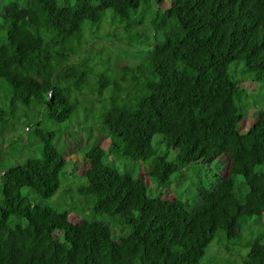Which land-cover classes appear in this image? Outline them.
Wrapping results in <instances>:
<instances>
[{
  "label": "trees",
  "instance_id": "16d2710c",
  "mask_svg": "<svg viewBox=\"0 0 264 264\" xmlns=\"http://www.w3.org/2000/svg\"><path fill=\"white\" fill-rule=\"evenodd\" d=\"M104 23L123 27L134 48L143 42L139 63L96 71L92 55L81 56L87 31ZM250 82L264 83V0L0 3V137L16 141L7 133L25 119L39 153L0 172V264H237L205 261L213 242L236 238L249 245L240 264H264V241L242 238L249 219L264 217V112L249 128L241 122ZM96 93L91 104L79 100ZM82 116L98 120L107 141L88 148L77 191L129 228L120 238L106 222L74 223L22 192L61 190L69 169L56 133ZM222 155L226 175L200 187L195 207L149 195L143 176L110 163L148 164L166 188L180 166Z\"/></svg>",
  "mask_w": 264,
  "mask_h": 264
},
{
  "label": "rangeland",
  "instance_id": "374dc122",
  "mask_svg": "<svg viewBox=\"0 0 264 264\" xmlns=\"http://www.w3.org/2000/svg\"><path fill=\"white\" fill-rule=\"evenodd\" d=\"M12 0H0L9 2ZM149 35H152L151 26L143 29ZM86 49L81 56L92 55L91 61L95 63V70L99 71L108 65L116 68L120 64L129 63L137 64L142 60V43L134 48L129 43V38L123 27H114L108 23L102 24L100 29L95 33L87 31L86 33ZM261 85V86H260ZM248 84L250 98L243 103L242 110V126L250 127L257 119L259 112H264V83L260 82ZM98 95L89 94L87 97L79 96L80 102L91 104ZM98 105L99 103H95ZM97 107V106H96ZM27 120L17 122V130L13 133H7L8 139L14 136L16 141H3L0 137V172L6 167L22 162L25 158L36 157L39 155L37 151V140L34 135L27 136L25 124ZM85 117L82 116V125H76L70 131H60L56 133L55 144L58 149L68 158V171L61 175L63 185L61 190L51 198H41L35 191L24 188V195L30 197L33 203L52 206L60 211H69L70 220L74 223L82 219L98 220L106 222L114 234L115 238L129 232V228L122 227L117 221L111 217L100 215L94 212L93 198L92 203H88L87 198L78 194V188L84 183L82 179L83 172L88 168L85 161V155L88 148L106 145L103 139L105 135L100 122L93 118L88 125L85 123ZM22 135V137H21ZM157 141V140H156ZM110 163L114 164L120 171L129 172L136 178L144 177L147 187V193L153 197H163L164 199H179L180 201L195 207L201 203L199 196L200 187L209 189L215 188L219 181V176L226 175L228 169V160L224 155L216 159L212 164H189L180 166L178 173L173 176V182L166 188L158 185L149 175L150 166L144 163L120 162L114 157ZM25 224L24 219H17L14 224ZM257 237L264 241V217H255L248 220L243 231V239ZM63 240V236H59ZM227 242H213L207 249L205 261L213 258H224L234 260L240 264L246 257L249 245L243 243L240 238L232 239Z\"/></svg>",
  "mask_w": 264,
  "mask_h": 264
}]
</instances>
